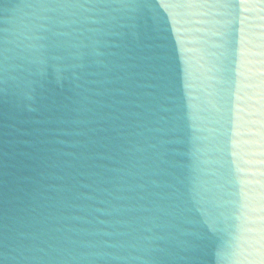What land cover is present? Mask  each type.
I'll return each instance as SVG.
<instances>
[{
    "label": "water",
    "instance_id": "1",
    "mask_svg": "<svg viewBox=\"0 0 264 264\" xmlns=\"http://www.w3.org/2000/svg\"><path fill=\"white\" fill-rule=\"evenodd\" d=\"M0 264H264V0H0Z\"/></svg>",
    "mask_w": 264,
    "mask_h": 264
}]
</instances>
